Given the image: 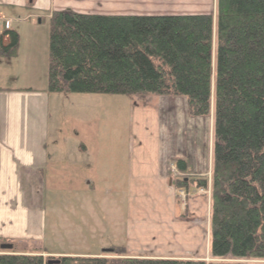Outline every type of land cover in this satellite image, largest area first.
Segmentation results:
<instances>
[{
	"label": "trees",
	"instance_id": "16d2710c",
	"mask_svg": "<svg viewBox=\"0 0 264 264\" xmlns=\"http://www.w3.org/2000/svg\"><path fill=\"white\" fill-rule=\"evenodd\" d=\"M0 45L18 53L19 36ZM30 91V90H26ZM48 93L183 97L191 117L213 115L212 264H264V0H216L215 14L50 19ZM183 181H178L181 188ZM0 249V264H47L39 248ZM61 257L60 264H207Z\"/></svg>",
	"mask_w": 264,
	"mask_h": 264
},
{
	"label": "crops",
	"instance_id": "0c3cea01",
	"mask_svg": "<svg viewBox=\"0 0 264 264\" xmlns=\"http://www.w3.org/2000/svg\"><path fill=\"white\" fill-rule=\"evenodd\" d=\"M201 2L194 0L192 3L201 6ZM140 9L129 0H0L1 18L13 23L10 30L0 27V45H11L9 33L19 36L17 55L0 56V67L23 66L25 69L38 63L29 53L39 50L29 42L24 45L23 40L24 36L29 40L34 37L36 30L23 26L30 22L35 11H47L50 19L53 13L64 10L102 16H154L144 15ZM215 13L216 0L212 14ZM198 14L209 13L183 15ZM7 76L12 78L10 85H0V212L13 204L9 197L14 199L17 194V179L24 181V194L40 196L44 189L43 173L52 155L71 156L70 168L63 162L62 166L57 165V173L72 175H63V179L81 181V193L88 195L95 191L93 180H106L114 181L112 187L115 189L111 190L110 186L107 190L106 187L105 193L116 191L125 197V258L205 259L210 243L205 218L211 202L201 195L202 189L197 187L196 180L211 181L213 115L191 117L183 97L133 96L129 110L130 142L125 147V156L119 157L113 155L110 145L101 152L103 147L95 143L90 148L87 143L76 140L50 142V102L54 94L48 93V88L42 84H32L35 81L25 73L20 76L30 84L21 82V86L14 84L20 82V76L12 73L5 78ZM107 151L108 156L103 158L101 155ZM95 153L99 159L93 156ZM178 181L184 183L181 188ZM32 202V206L37 205L36 200ZM8 238L14 241V237L0 234L1 240ZM98 254L82 255L96 257ZM56 255L65 254H53V257Z\"/></svg>",
	"mask_w": 264,
	"mask_h": 264
},
{
	"label": "rangeland",
	"instance_id": "374dc122",
	"mask_svg": "<svg viewBox=\"0 0 264 264\" xmlns=\"http://www.w3.org/2000/svg\"><path fill=\"white\" fill-rule=\"evenodd\" d=\"M191 1L194 0H129L140 6V11L144 15H183L194 12L212 14L215 11V0H202L201 6H196ZM33 14L30 22L23 27L36 30V32L30 40L25 36L23 40L24 45L29 42L39 50L29 53L35 56V62L38 63L25 69L23 66L13 69L1 66L0 85L2 86L10 85L9 80L12 78L11 76L5 78L7 74L20 76L25 73L27 77H32L31 81L35 82L31 83L35 86L42 84L48 88L50 17L47 11H35ZM11 25L13 27V23ZM45 48H47V54L44 55ZM13 77L16 78V76ZM20 78V82L15 81V86H21V82L30 84L29 80H24L21 76ZM52 94L54 95L50 102V142L71 143L76 140L87 143L90 148L95 143L103 147L101 152L110 145L114 156H125V147L130 142L128 139L129 110L133 96ZM94 131L95 140L93 139ZM93 150L97 152L96 146ZM104 154L101 156L106 158L109 153L107 151ZM96 158L99 159V155ZM63 162H65V167L70 168L71 156L52 155L49 167L43 173L44 189L40 196H27L24 194V181L16 180L17 194L14 199L9 197L13 204L6 211L0 212V234L14 237L13 242L18 250L39 248L46 259L53 257V254H65L60 257L56 255L54 260L67 257V254L81 255L68 257H91L82 254L99 253L96 257H103L104 252L101 253L102 251H109L113 248L123 249V254H125L123 247L126 239L124 234L125 197L120 196V193L116 191L111 194L105 193L106 187L107 190L110 186L111 190L115 189L112 187L114 181L106 180H93L95 191L88 195L81 193V181L72 178L63 179V175H69V177L72 175L57 173V165L62 166ZM201 195L211 202L209 191ZM34 200L37 201V205L32 206ZM210 213L209 205L205 218L209 237ZM109 258L125 259L123 255H113ZM203 261L207 264L223 262V260L211 259L210 243L209 252Z\"/></svg>",
	"mask_w": 264,
	"mask_h": 264
},
{
	"label": "water",
	"instance_id": "95a60500",
	"mask_svg": "<svg viewBox=\"0 0 264 264\" xmlns=\"http://www.w3.org/2000/svg\"><path fill=\"white\" fill-rule=\"evenodd\" d=\"M0 249L2 251H12L14 249L13 244H2L0 245ZM47 264H60L59 260H49Z\"/></svg>",
	"mask_w": 264,
	"mask_h": 264
},
{
	"label": "built area",
	"instance_id": "2783aa9c",
	"mask_svg": "<svg viewBox=\"0 0 264 264\" xmlns=\"http://www.w3.org/2000/svg\"><path fill=\"white\" fill-rule=\"evenodd\" d=\"M2 23H3V22H2V20H1V18H0V26L2 25ZM6 27L9 28V27H10V24H7V23H6Z\"/></svg>",
	"mask_w": 264,
	"mask_h": 264
}]
</instances>
